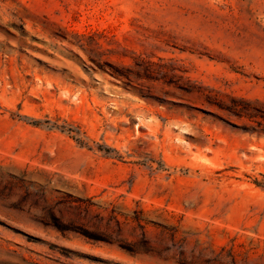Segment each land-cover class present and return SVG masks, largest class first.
Listing matches in <instances>:
<instances>
[{"label":"rangeland","instance_id":"obj_1","mask_svg":"<svg viewBox=\"0 0 264 264\" xmlns=\"http://www.w3.org/2000/svg\"><path fill=\"white\" fill-rule=\"evenodd\" d=\"M0 264H264V0H0Z\"/></svg>","mask_w":264,"mask_h":264}]
</instances>
